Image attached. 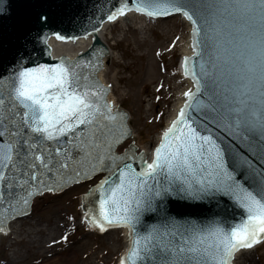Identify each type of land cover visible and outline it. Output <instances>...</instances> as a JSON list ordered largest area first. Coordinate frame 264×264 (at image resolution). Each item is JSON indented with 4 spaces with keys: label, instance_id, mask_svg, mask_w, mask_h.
Listing matches in <instances>:
<instances>
[{
    "label": "snow or ice",
    "instance_id": "6c2138e0",
    "mask_svg": "<svg viewBox=\"0 0 264 264\" xmlns=\"http://www.w3.org/2000/svg\"><path fill=\"white\" fill-rule=\"evenodd\" d=\"M132 12L181 16L200 57L199 71L184 57L194 89L183 93L150 162L128 114L107 99L111 86L96 77L103 52L92 53L95 62L61 56L40 63L36 45L50 46L37 31L24 51L16 49L7 75L0 73L4 219L27 215L35 196L95 181L99 216L85 219L100 232L129 230L120 264H236L264 243V0H120L107 20ZM205 205L215 211L201 219L196 210ZM235 209L242 219L230 224Z\"/></svg>",
    "mask_w": 264,
    "mask_h": 264
},
{
    "label": "rangeland",
    "instance_id": "374dc122",
    "mask_svg": "<svg viewBox=\"0 0 264 264\" xmlns=\"http://www.w3.org/2000/svg\"><path fill=\"white\" fill-rule=\"evenodd\" d=\"M150 22L153 23L150 30L146 28L140 31L133 26L123 29L121 24H117L107 34L108 44L112 47V56L106 62L109 70L107 79L109 85L114 88L113 95L118 103L130 113V123L141 148L153 146L156 135L166 126L167 111L172 106L176 93L174 82L179 78L177 74L180 57L176 37L180 39L186 34L185 27L178 17ZM86 185L87 181L75 184L61 192L60 196H56V193L46 194L35 205L37 210L33 213L43 221L42 226L29 227L27 223L21 225L20 237L12 243L6 238H0V264L12 260L26 263L40 258V253L32 247L34 242L31 241L39 236L32 234L31 229L43 227L46 233L49 232L52 227L50 222L57 214L59 224L68 223L70 228L64 235L61 229L57 232L56 237H59V240L55 242L53 249L67 251L69 248H78L81 242L89 241L88 249L77 250L74 255L66 254L64 257H71L77 263L84 259L83 254L87 250L94 247L100 254L103 253V256L91 260V264H118L117 259L124 251L120 229L98 233L89 230L82 221L81 207ZM65 235L68 237L67 241L62 239ZM49 237L46 238L47 242ZM20 238L22 240H19ZM35 242L37 243V240ZM76 255H80V258ZM246 257L244 264H264V243Z\"/></svg>",
    "mask_w": 264,
    "mask_h": 264
},
{
    "label": "bare ground",
    "instance_id": "6f19581e",
    "mask_svg": "<svg viewBox=\"0 0 264 264\" xmlns=\"http://www.w3.org/2000/svg\"><path fill=\"white\" fill-rule=\"evenodd\" d=\"M172 17L179 18V20L181 21V24L184 25L185 27L184 32H186V34L182 35V37L177 42V48H178L179 57H180L178 60L179 69H178V74H177L179 78L175 79V82H174L176 93L174 95V99H173L174 101L172 103V106L167 111L168 116H167V122H166L165 129L171 124V121L175 119L180 107L183 105L184 100H185L183 93L190 88L194 89V83L191 77L190 76L185 77L183 75L184 57H187V56L190 57L194 52V49L191 46L190 25L186 20H184L179 15L172 16ZM150 20L152 19L144 16L143 14L132 12V13L126 14V16L124 17H119L115 21H108L107 16L97 19V26H100L99 31L94 32V33L92 31L87 32V33H92L91 35H87V33H84L81 35L61 34L66 37H79V39L59 41L55 38V35L48 34L47 36L48 45L50 46V48H46V49H48V51L51 52V56L47 54L46 62L49 63V62L55 61L57 60V58L61 56L68 57L70 59L81 56L90 50V43H95V39H96V41L100 44V46L103 49H109V57L107 53H103V56L101 57L100 68L96 72V77L99 79V81L102 84L109 85L110 82L107 79L109 70H108V66L106 65V62L112 56L110 52L112 47L108 44L107 34L112 30V27H114L116 23L121 24L123 29L126 28L127 26H133V28L139 29L140 31H143L146 28L150 30L152 29V26H153V23L150 22ZM110 86L111 87L108 92L107 99L109 100V102H112L116 106H118L119 109L121 110V106L119 105L117 98H115L113 95L114 88H112V85ZM130 121H131V117L129 116V126L132 128ZM132 130L137 140V134L133 128ZM160 136H161V133H158L156 135L155 144L153 146H150L149 148H140V150L146 152L147 154L146 158L149 160V162L151 160L152 151L155 148V145L158 143ZM46 194L48 193H45L42 196H37L35 199H33L31 206L35 207V205H37L38 202H40V200L46 196ZM33 213L34 212H31V213H28L27 215L20 216L15 219L7 221L4 226L6 229V233L0 232V238H6L12 243L13 240L20 237L19 230H20L21 225L23 224L25 225L27 223L29 227H32V225L42 226L43 221H41L40 218L35 217ZM86 213L87 212L83 208L82 214H86ZM57 216H59V214L55 215L52 222H50V224H52V227L47 233L43 227L35 228L33 230L30 228L32 231V234L36 233V235L39 236L37 239H35L37 240V243L35 242V240H31V241L34 242L32 243L33 244L32 247L35 248L36 252L40 253V255H38L40 258L33 260L32 262H26V263H22L21 261L12 260L11 262L7 261L6 264H91L90 263L91 260L95 258L97 259L102 258L103 253L100 254L97 251V249H95L94 247H92L91 250L90 249L87 250L86 253L83 254L84 259L80 260L77 263L71 257H68V258L64 257V255L66 254L74 255L77 250L88 249L90 245L89 241L81 242V245L78 248H72V249L69 248L67 251L65 250L58 251V250L53 249V246L55 245L54 241L56 242L59 240V237L58 238L56 237L58 235L57 232L61 229L62 231H64L63 233L64 235L65 233H68L67 230L70 228L69 227L70 224L68 223H63L60 225L58 222L59 220L57 221L56 219ZM83 221L86 224L84 218H83ZM120 231H121V235H122L123 242H124V248H125L128 242L129 232L127 228H121ZM41 233H43L44 235L43 236L39 235ZM28 235H30L29 232H28ZM47 237H49L48 242L46 241ZM19 240H22V238H20ZM44 242L46 243V245L44 244ZM262 244L255 246L252 250H249L245 252L243 255L239 256V258L236 261V264H244L247 260V257H246L247 254H249L252 251H256ZM116 252H118V250H116ZM14 254L16 255V251H14ZM76 256L80 258V255H76ZM118 259H117V262L118 264H120V260H121L120 255ZM110 263H112V260L110 261Z\"/></svg>",
    "mask_w": 264,
    "mask_h": 264
},
{
    "label": "water",
    "instance_id": "95a60500",
    "mask_svg": "<svg viewBox=\"0 0 264 264\" xmlns=\"http://www.w3.org/2000/svg\"><path fill=\"white\" fill-rule=\"evenodd\" d=\"M119 2L120 0H0V73L7 75L5 69L11 70L16 49L21 48V51H24L22 45L25 44L26 38L32 40L37 31L47 36L56 32L72 35L90 32L93 26L100 28V26H97V19L107 16L110 10H114L118 6ZM38 16H46L48 23L41 27L37 20ZM31 46L29 44V48ZM36 47L38 50L32 54L33 59L40 63H47L48 49H46V46L43 43H38ZM97 50L107 53L109 57V49H103L95 39V43H90V50L76 58L82 60L91 59L95 62L96 58L92 53ZM190 58L195 61L196 71H199L200 57L192 56ZM204 58L205 60L208 58L207 54H205ZM55 62L57 60L49 63ZM94 184L95 181H87L85 191L87 195H85V202L83 204L86 212L88 210L91 214L99 216V193H92L91 191ZM60 195L61 192L56 193V196ZM36 210L37 208L31 206L27 214ZM196 211L199 214V218L206 219L211 217L215 209L205 205L204 209H197ZM9 215H13L11 210H9ZM82 216L87 226L91 228L90 223L85 219V214H82ZM241 219L242 212L240 209H235L233 214L228 217L230 224L238 223ZM9 220L12 219H4V206H0V226L4 227L5 223ZM153 222L155 221H146V223ZM109 228L107 229L109 230ZM130 246L131 236L129 238L128 249Z\"/></svg>",
    "mask_w": 264,
    "mask_h": 264
}]
</instances>
